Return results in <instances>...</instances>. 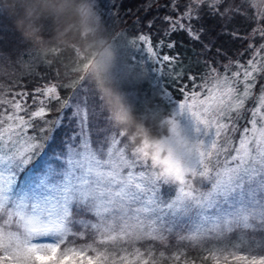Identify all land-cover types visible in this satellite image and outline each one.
<instances>
[{
	"label": "snow or ice",
	"instance_id": "1",
	"mask_svg": "<svg viewBox=\"0 0 264 264\" xmlns=\"http://www.w3.org/2000/svg\"><path fill=\"white\" fill-rule=\"evenodd\" d=\"M92 2L112 44L146 53V59L134 57L141 72L154 70L164 78V87L156 89L157 99L164 98L159 104L176 100L170 115L157 108L146 118L169 117L163 123L175 125L189 114L195 131L207 138L191 140V154L177 146L187 171L161 170L113 123L77 65L65 73L66 82L54 70L56 82L34 87L32 104L28 91L13 92L11 99L0 92V264H162L165 259L197 264L183 251L157 253V245L168 248L173 239L199 246L202 261L210 264H264V85L253 100L257 76L264 74V0H189L177 19L164 17L170 22L166 34L185 30L196 41L203 29L194 32L190 22L200 19L196 13L202 5L222 20L238 14L261 25L244 36L230 33L249 41L244 63L216 61L214 67L211 59L198 61L206 73L189 74L191 88L174 87L182 74L170 81L164 70L166 63L173 69L178 55H161L147 34L129 39L125 30H117L116 0ZM60 51L32 46L22 53L27 58L22 66L28 75L33 66L50 68L46 53ZM35 75L44 80L47 73ZM61 89L70 95L62 99ZM54 102L59 115L49 120ZM61 128L71 130L48 152ZM168 142L176 145L175 138ZM76 240L83 243L76 246Z\"/></svg>",
	"mask_w": 264,
	"mask_h": 264
},
{
	"label": "trees",
	"instance_id": "2",
	"mask_svg": "<svg viewBox=\"0 0 264 264\" xmlns=\"http://www.w3.org/2000/svg\"><path fill=\"white\" fill-rule=\"evenodd\" d=\"M240 0H228V3L239 4ZM118 8L117 22L115 27L117 30L123 29L130 35L147 34L149 35L152 45L156 48L159 46V51L167 53L170 56L178 55V59L183 64H188L187 69L192 72L193 75L206 73V66L202 63H198L201 60L211 59L212 66L218 67L216 61L220 64H227L229 60L235 61L239 59L241 63H244L249 58L248 40L234 38L230 33H236L237 36H244L250 33L253 28L260 27L254 22L248 21L242 15H235L232 19H221L219 15H209V8L207 5H202L196 15L200 16V19H193L190 23L193 26V31L203 29V33L200 36V41L192 39V37L185 30L173 31L170 34L168 30L170 28V22L166 21L164 17L171 16L174 20L178 15L183 14L189 4V0H176V8L172 7V0H116ZM228 3L220 6V11H223ZM194 6V5H193ZM247 7V6H245ZM242 11L245 9L242 8ZM248 15H252V8H247ZM99 16V14H98ZM126 21V23H125ZM149 21H151V27H149ZM181 23L188 24L189 21L181 20ZM45 35H51V20H46ZM264 24V22H262ZM101 32L106 35L111 41V37L100 19ZM161 42H163L161 44ZM175 43L174 48L167 47L168 44ZM254 44H259V40H254ZM208 45V51L204 50V46ZM32 45L26 41L21 33L17 30L14 24V18L11 17L8 12L0 11V92L4 94L8 99L12 98L13 92L28 91V103L32 104V90L36 86L51 82H56V77L53 74L54 70H59L60 78L66 82L65 73L76 66V57L73 51L61 50L58 54L47 52L45 59L51 61L50 68L35 67V72L41 74L47 73L44 80H40L33 72L32 75H28L26 67L22 65L26 64L27 58L22 53L30 49ZM217 49L220 53L217 54ZM203 53V54H202ZM240 53H244L242 56ZM24 58V63H19L20 59ZM187 69L183 70V81L187 78ZM219 71L223 72L224 69L219 67ZM263 75H259V80H262ZM199 82V80H197ZM178 83V85L180 84ZM26 85L25 88H21L20 85ZM190 85H188L189 87ZM178 88V86H174ZM256 85V89H258ZM68 91L60 90L61 98L67 96ZM175 95L180 97V93L176 92ZM19 98V97H17ZM252 100L247 102L249 107ZM58 103H53L51 107L53 112L48 116L49 119L57 114L56 109L59 108ZM35 105H33V108ZM146 121V120H145ZM68 128H61L56 133V140L53 145L60 144L63 134L68 132ZM155 131V128H154ZM159 131V129H158ZM166 131V130H164ZM52 145V146H53ZM51 146V147H52ZM49 147L48 149H50ZM79 241V240H78ZM167 250L178 245L177 242L170 240ZM192 259H195L197 264H210V262L202 261L204 252L198 248H190ZM198 255V257H196Z\"/></svg>",
	"mask_w": 264,
	"mask_h": 264
},
{
	"label": "clouds",
	"instance_id": "3",
	"mask_svg": "<svg viewBox=\"0 0 264 264\" xmlns=\"http://www.w3.org/2000/svg\"><path fill=\"white\" fill-rule=\"evenodd\" d=\"M0 11L14 18L17 30L34 48L73 51L78 73L94 84L113 123L161 170L187 171L177 146L191 154V140L179 122L173 125L163 123L169 117L149 116L152 123L148 124L145 116L136 112L114 75L117 49L101 32L92 0H0ZM46 20L52 21L50 36L45 35ZM169 138H175V146L168 142Z\"/></svg>",
	"mask_w": 264,
	"mask_h": 264
},
{
	"label": "rangeland",
	"instance_id": "4",
	"mask_svg": "<svg viewBox=\"0 0 264 264\" xmlns=\"http://www.w3.org/2000/svg\"><path fill=\"white\" fill-rule=\"evenodd\" d=\"M254 2H255V0H253V3ZM97 15H98V12H97ZM138 35H130L127 33V37L129 39H133V38L137 37ZM110 42L112 43V41H110ZM115 48L117 49V53H118V62H117V66L114 70V75H115L122 91L125 92L130 103H132L134 105L136 112L138 114H143L145 116V120H146L145 122L148 124L152 123V121L149 118H146L148 116V113L150 110H157V108H159L162 110V115H164V116L170 115L178 107L176 100L173 99L170 103L165 101V103L163 105H160L159 100H162L164 98L159 97V99H157V94H156L157 88H163L164 87V78L161 76V74L155 72L154 70L150 71L147 75L143 74L141 72V69L137 66L138 61L136 59H134V57L146 59L147 54L142 52V51H139V50H133L130 48H126L124 46H117ZM159 53L161 55H165V54L168 55L167 53H162L160 51H159ZM18 62L24 63V58L20 59ZM148 63L150 64L151 62L148 61ZM22 67L25 68L24 66H22ZM187 67H188V64H183L178 59L174 63L173 69H168L167 63H166L164 66V70H165L169 80L171 81L172 79L175 78L177 73L183 74V70L187 69ZM232 70L234 71L235 68H233ZM189 74L193 75L192 72L188 70L187 71V77ZM262 75H263V77H262L261 81L259 80L260 79L259 76H257V84L256 85H258L259 87H258V89H256V87H255V89L253 90V100L258 99L259 94H260V87H261V85H264V74H262ZM178 83H180V80L176 81L174 86L180 87L181 85L187 84V85H190L189 88L192 87L191 82L187 78L185 80L183 79V81H181V83L179 85H178ZM197 83H200V81L199 82L197 81ZM197 90H199V89H197ZM70 91L68 92L67 96H65L63 98L68 97L70 95ZM177 98L182 99L183 97L180 95V97H177ZM253 100L250 103L249 107L253 106ZM58 106L60 107V105H58ZM34 108H33V110H34ZM58 115H59V112H57V114L53 117V119L55 117H57ZM49 120H51V119H49ZM179 121H180V125H181L183 133L190 140H195L198 137L199 138H207L203 135V133H197L195 131V124L191 120V117L189 114H183L182 116H180ZM244 123H245V121L241 120L240 126L242 127L244 125ZM68 130L70 131L71 129L68 128ZM155 131H158V129L155 128ZM165 134H166V131H165ZM208 135L210 136L211 134L209 133ZM236 137L237 138L239 137V132L236 133ZM58 146H59V144L53 145L52 147H58ZM52 147L50 149H47V151L51 152ZM235 238L236 237L233 236V239H235ZM81 243H83V241L76 240V246H79V244H81ZM205 247H207V245H205ZM190 248H198L200 251L203 252V250L199 246H193V245L189 244L188 242H182V243L172 247V249H170V250H167L166 248H161L159 245H157L156 250H157V253H159V251H164L166 257L171 256V254L173 252L183 251L186 253L185 258L192 259V254H191L192 251L190 250ZM190 251H191V253H190ZM196 257H198V255ZM162 264H170V261L165 259L162 262Z\"/></svg>",
	"mask_w": 264,
	"mask_h": 264
}]
</instances>
